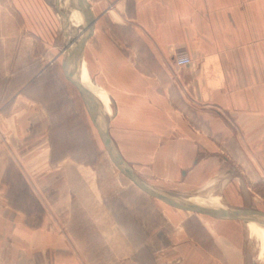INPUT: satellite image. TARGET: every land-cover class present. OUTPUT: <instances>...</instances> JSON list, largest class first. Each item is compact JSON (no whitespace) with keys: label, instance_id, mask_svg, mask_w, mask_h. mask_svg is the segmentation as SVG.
Here are the masks:
<instances>
[{"label":"crops","instance_id":"obj_1","mask_svg":"<svg viewBox=\"0 0 264 264\" xmlns=\"http://www.w3.org/2000/svg\"><path fill=\"white\" fill-rule=\"evenodd\" d=\"M94 8L96 30L85 47L94 91L103 94L105 104L114 101L116 114L109 110L113 118H105L106 127L119 153L145 182L172 193L177 189L171 178L191 173L189 159L195 167L200 164V157L192 156L202 143L200 130L179 108L170 107L167 80L177 71L179 54L195 61L185 68L190 76L182 82L202 106L209 132L227 130L225 121L246 122L253 112L255 135L264 136V0H117L110 7ZM50 25L48 10L39 4H0V133L7 139H31L33 130L47 122V107L28 91L53 59ZM38 58L47 59L40 68ZM29 141L6 144L9 153L34 154L27 162L21 160L25 168L37 163L35 154L48 152L45 143ZM208 149V158L220 157L221 152ZM134 153L150 159L170 153L173 163L164 167L162 182L146 177L152 167L129 156ZM222 157L229 165L230 158ZM0 168L4 175L8 166ZM76 185L80 191L87 187V200L94 201L96 208L88 215H104L97 208L103 202L99 186L87 179ZM106 227L99 231H115L112 225ZM59 231L28 225L23 211L0 197V264H87L81 256H66L72 242L66 230ZM26 248L30 253L24 258Z\"/></svg>","mask_w":264,"mask_h":264},{"label":"rangeland","instance_id":"obj_2","mask_svg":"<svg viewBox=\"0 0 264 264\" xmlns=\"http://www.w3.org/2000/svg\"><path fill=\"white\" fill-rule=\"evenodd\" d=\"M90 1L100 8L110 7L117 0ZM0 4H39L46 8L55 45L51 55L54 64L47 65L28 91L47 107V122L33 130L31 139L20 137V132L19 137L8 139L0 133V165L8 166L4 175L0 168V177L3 176L0 197H5L10 207L22 210L28 225L66 230L73 246L65 250L66 256H81L87 264H264V227L260 219H264V136L255 135L253 112L246 122L225 121L227 130L209 132L210 122L205 121L202 106H197L198 101L190 95V86L182 82L190 76L189 71H184L187 66L175 65L177 71L167 80L168 95L173 101L170 107L179 108L190 124L200 130L198 139L202 143L192 154L194 158L200 157V164L195 167L190 158L186 166L191 173L171 178V186L177 189H172L171 195L195 205L152 196L114 163L85 99L73 82L82 83L97 101L85 53L90 30L82 35L83 46L74 53L77 58L72 59L64 49L72 39L71 34L76 35L80 28L71 26L73 17L62 14L55 0H0ZM58 5L62 7L59 0ZM37 61L40 68L47 59ZM194 62L192 59L188 67ZM64 63L73 81L65 72ZM10 91L8 96L14 92ZM109 110L116 114L113 100L111 105L104 101L103 108L100 110L98 106L95 110L105 125V118L110 122L113 118ZM7 127L15 132L13 125ZM27 138L31 140L29 144L45 143L48 152L40 157L35 154L32 160L37 163L25 168L21 160L27 162L34 154L9 153L6 144L10 141L15 147L16 140L21 144ZM211 146L221 152L220 157H207ZM153 155L155 159L143 153L129 154L140 157L134 158L136 161L150 164L152 170L144 173L146 177L162 182L164 167L173 163L172 158L170 153ZM222 155L230 158L229 165ZM62 161L64 164L58 166ZM85 179L94 181L102 192V205L97 206L103 211L102 216L88 215L96 208L94 201L87 200V187L80 191L76 185ZM205 182L208 185L202 187ZM246 207L258 210L254 211V218L262 238L258 229L256 235L250 233L249 220L246 222L243 217ZM106 225L114 226L115 231L100 232ZM29 253V249H24L23 257Z\"/></svg>","mask_w":264,"mask_h":264},{"label":"water","instance_id":"obj_3","mask_svg":"<svg viewBox=\"0 0 264 264\" xmlns=\"http://www.w3.org/2000/svg\"><path fill=\"white\" fill-rule=\"evenodd\" d=\"M83 6L85 8V15L87 17L86 30H90V32L88 33V36H87V40H88L93 35V30H94L93 27H94V24L96 22V19H95V17L94 18L92 17V13L90 10V4L87 1L83 2ZM77 35L78 34H76L74 39H76ZM82 42L83 41L79 42L75 46L74 53H76L83 46ZM71 45H72V43L66 44L64 50L68 49ZM63 65H64L65 72L67 73L68 77L71 79L69 72H68V68L66 67V64L64 63ZM73 82L76 85V87L80 90L83 98L85 99L86 103L90 106V108L96 107V101L94 99H92L91 95L86 90V88L82 87L80 84H78L75 81H73ZM92 114L94 115V113H92ZM94 120H95V118H94ZM98 132H99V135H100L103 143L105 144L110 156L112 157L114 163L137 186H139L141 189H143L145 192H147L148 194H150L152 196H157V197H160L162 199L168 200V201L176 203V204L190 205V206L195 205V204H193L191 202H187V201L186 202L178 201L172 197L173 196V195H171L172 193L163 191V190L156 188V187L148 184L147 182H145L142 178H140L135 173L133 168L124 160L122 155L119 153L118 149L116 148V146H115V144H114V142L110 136L109 130L105 129V128L98 127ZM253 215H255V212L252 209V207H246V209L244 210V214H243L244 221L247 222L248 220L254 218Z\"/></svg>","mask_w":264,"mask_h":264},{"label":"bare ground","instance_id":"obj_4","mask_svg":"<svg viewBox=\"0 0 264 264\" xmlns=\"http://www.w3.org/2000/svg\"><path fill=\"white\" fill-rule=\"evenodd\" d=\"M57 2V7L59 8L60 12H62V14L67 15V17L71 18L73 17V23L71 24V26H77L76 28H80V32L78 31V35L75 38V33L71 34L72 35V39H70L69 43L67 44H71L72 45L66 49L64 51L65 54H71V58H75L76 57V53L74 54V51H75V46H76V43H79L81 42V37L84 33H86V22H87V17L85 15V8L83 6V2L84 1H87L89 4H90V10H91V13H92V17L94 18L95 17V11L96 9L94 8V6L92 5L91 1L90 0H68L71 4H68L67 0H59L62 7L60 5H58V0H55ZM64 11V13H63ZM61 14V13H60ZM83 22V23H82ZM94 31L96 30V26L94 24V27H93ZM78 30V29H77ZM88 33V32H87ZM82 48V47H81ZM78 52V51H77ZM82 55V54H81ZM80 56V55H79ZM77 58V57H76ZM82 58V57H81ZM83 62V60H82ZM86 69V67H85ZM86 72L87 69H86ZM82 87H84V85L82 83H79ZM99 85V84H97ZM97 87V86H96ZM94 89V88H93ZM88 91V90H87ZM108 93V92H107ZM95 94H96V97H97V101H96V107H93V108H90V106L88 105V109H89V112L91 113L92 117L95 118V123L97 124V128L98 127H101V128H105L107 129L106 125L104 124L103 120L101 121L100 118H99V114L95 111L97 109V107L99 106L100 110H101V107L103 108V105H104V98H103V94L100 92V91H97L95 90ZM92 97V96H91ZM106 98V97H105ZM93 99V97H92ZM124 105V104H123ZM131 106V105H130ZM94 113V115L92 114ZM137 117V116H136ZM93 118V119H94ZM103 119V118H102ZM140 129V128H139ZM109 155V154H108ZM111 158V157H110ZM222 161V160H221ZM220 162V161H219ZM222 164V163H221ZM147 174V173H146ZM139 175V174H138ZM243 177V176H242ZM144 178V177H143ZM148 181V180H147ZM150 182V181H149ZM254 205V204H253ZM257 210V209H254V211ZM258 211V210H257ZM254 216V215H253ZM262 223H263V227H264V219L263 218H260ZM256 229L259 230V234H260V238L263 237L262 235V232L260 230V227L259 225H257L256 221H255V218H252L249 220V231L250 233H252V235L255 234L256 232ZM256 235V234H255ZM260 246V245H259ZM260 248V247H259ZM263 249V247H262Z\"/></svg>","mask_w":264,"mask_h":264},{"label":"built area","instance_id":"obj_5","mask_svg":"<svg viewBox=\"0 0 264 264\" xmlns=\"http://www.w3.org/2000/svg\"><path fill=\"white\" fill-rule=\"evenodd\" d=\"M192 63V58L185 54V53H182V54H179L178 56L175 57V65L179 66V67H184V66H188ZM54 64V60L51 59L49 62H48V65L51 66Z\"/></svg>","mask_w":264,"mask_h":264}]
</instances>
